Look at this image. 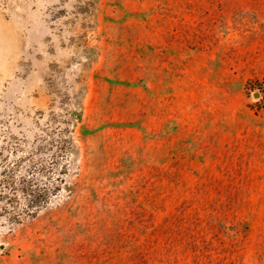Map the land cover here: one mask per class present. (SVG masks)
<instances>
[{"label":"rangeland","instance_id":"374dc122","mask_svg":"<svg viewBox=\"0 0 264 264\" xmlns=\"http://www.w3.org/2000/svg\"><path fill=\"white\" fill-rule=\"evenodd\" d=\"M12 25L0 264H264V0H12ZM62 159L17 222L8 169Z\"/></svg>","mask_w":264,"mask_h":264},{"label":"trees","instance_id":"16d2710c","mask_svg":"<svg viewBox=\"0 0 264 264\" xmlns=\"http://www.w3.org/2000/svg\"><path fill=\"white\" fill-rule=\"evenodd\" d=\"M66 148L61 144L55 151L56 159L54 163L59 162V155L66 157ZM60 168L54 165L46 164L41 161V165L31 163L28 173L23 176H17L18 163L8 169L7 177L2 181L4 187L12 190V203L18 200L19 195L23 197L24 205L14 212V219L20 222L24 216H34L42 207L47 205L51 199L61 190V184L65 181V175L68 171V159L61 160ZM5 197V196H4ZM8 207L7 205L4 206Z\"/></svg>","mask_w":264,"mask_h":264},{"label":"crops","instance_id":"0c3cea01","mask_svg":"<svg viewBox=\"0 0 264 264\" xmlns=\"http://www.w3.org/2000/svg\"><path fill=\"white\" fill-rule=\"evenodd\" d=\"M0 3V8L7 14H10V24L0 25V43L12 45V47L0 48V57L11 56L12 60H15L18 57L19 50L15 46L13 47V45L18 40L16 34L20 32L21 28L12 25V0H0Z\"/></svg>","mask_w":264,"mask_h":264}]
</instances>
